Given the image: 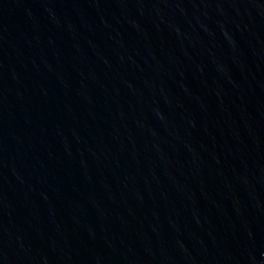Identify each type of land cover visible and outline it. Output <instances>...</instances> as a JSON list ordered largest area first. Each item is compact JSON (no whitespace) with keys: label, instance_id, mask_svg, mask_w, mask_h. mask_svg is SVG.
<instances>
[{"label":"water","instance_id":"obj_1","mask_svg":"<svg viewBox=\"0 0 264 264\" xmlns=\"http://www.w3.org/2000/svg\"><path fill=\"white\" fill-rule=\"evenodd\" d=\"M0 264H264V0H0Z\"/></svg>","mask_w":264,"mask_h":264}]
</instances>
